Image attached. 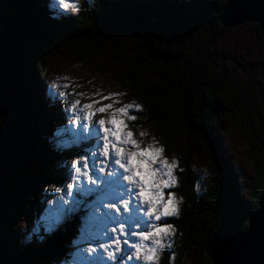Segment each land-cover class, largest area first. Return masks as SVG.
Segmentation results:
<instances>
[{
  "label": "trees",
  "instance_id": "trees-1",
  "mask_svg": "<svg viewBox=\"0 0 264 264\" xmlns=\"http://www.w3.org/2000/svg\"><path fill=\"white\" fill-rule=\"evenodd\" d=\"M89 1L67 16L53 12L46 0H0V35L11 43L20 89L10 112L0 115V264H67L72 258L75 230L82 225L79 212L55 224L54 232H44L36 217L41 188L62 184L65 157L87 145L63 147L68 102L42 94L49 91L43 51L67 47L110 53L126 67L121 79L144 108L131 122L138 139L149 142L138 133L150 125L165 153L177 155L182 171L174 191L182 203L180 215L167 218L175 228L173 248L160 264H171L173 255L176 264L186 259L213 264L216 237L244 230L264 191V126L253 119L256 86L226 82L212 70L210 49L228 31L220 21L227 0H193L191 5L182 0ZM252 26L262 39L258 26ZM126 43L130 50L120 49ZM165 54L173 61L164 62ZM260 90L264 100V87ZM223 116L237 119L251 137L254 180L247 198L236 193L220 139ZM194 145L205 150L216 170L202 189L193 167ZM18 223L32 227V236L18 232Z\"/></svg>",
  "mask_w": 264,
  "mask_h": 264
},
{
  "label": "rangeland",
  "instance_id": "rangeland-1",
  "mask_svg": "<svg viewBox=\"0 0 264 264\" xmlns=\"http://www.w3.org/2000/svg\"><path fill=\"white\" fill-rule=\"evenodd\" d=\"M46 1L49 7H53V12L68 16L77 14L83 3L88 0H65V3L69 5L67 8L61 6L60 0ZM90 1L92 2V0ZM182 2L191 5L193 0H182ZM73 5L75 6V10H73ZM252 25L253 24L247 23L239 27L228 28L222 40L218 41L210 49V56L215 61L212 63L213 72L223 75V79L226 82L236 80L241 83L256 86L257 114L253 119L256 125L264 126V100L259 94L261 93L260 89L264 87V39H260L256 36L255 29ZM130 48V44L126 43L120 49L130 50ZM43 56L45 64L44 79L49 89V91L46 89L42 90L44 96L48 95L51 98L62 99L67 102L70 99H79L81 103H85L91 99H98L99 97L95 95L97 91L101 95H107L110 92H119L126 93V95L113 98L119 100V103L115 105L116 107L128 102L139 103L133 94L132 86L121 79V76L126 71V67L115 62L110 53L101 54L100 52H88L77 50L73 47H67L47 49L43 51ZM131 56L136 57L137 55L133 52ZM64 77H67V79H64ZM53 84L56 85L55 89L52 87ZM66 84L69 85L67 88L64 87ZM60 91H66L69 93V96L61 98L58 95ZM75 93H84V96H77ZM104 102L112 103V100ZM67 111L68 113L65 114V116L68 115L69 120H67L68 117L64 118L65 124L63 126V131L68 136L67 140H64V148L72 144L76 146L79 145L80 142H84L80 138L82 129L81 124L76 121V114L73 113L69 106ZM96 118H98V116ZM130 129L136 134V138L138 139L136 130L132 128L131 122ZM139 129L140 131L147 132V136L143 137L144 139L150 138L147 144H151L155 141L159 146L163 147L159 135L152 126L144 125ZM55 134L58 136L60 133L55 131ZM219 135L226 151L225 156L229 162L231 176L237 187L235 189L237 191L236 193H238L241 198H247L252 195L251 189L254 180L252 153L250 151L251 137L249 131L246 129L244 130L237 119L223 116L222 123L219 127ZM86 146L87 145L82 147L78 146L76 156L67 155L65 157L66 162L64 165L66 168L64 170L65 176L63 183L55 187L51 186L49 189L47 187L41 188L42 193L38 197V203L41 204V207L39 208L40 213L36 217L44 225V232H54L55 224H61L79 212L80 224L82 225H80L81 227L79 229L77 228L75 230L76 244L72 258L67 264H86L84 256L81 255L80 247H78H87V244H83L86 233H91V238L93 240L100 239L101 242H103V237H96L94 234L98 223L93 213L96 197L92 195L91 192L84 191V186L87 185V181H84L82 184L80 179H71V176L75 175L74 170L71 168V164L77 159L78 155L83 154ZM192 153L193 167L198 174V187L202 189L205 187L208 177L216 174V170L202 147L194 145ZM164 156L169 160L175 158L178 161L176 153L167 155L164 152ZM89 162L91 163V158ZM96 166L97 169L101 166L99 157L96 160ZM108 170L111 171V168ZM93 175L95 176V172H93ZM69 182L73 183L75 186L72 193L67 189V184ZM172 191L175 193L174 189H172ZM175 195L177 199H181L178 193H175ZM17 230L21 232L22 235L25 234L27 238L32 236L30 232H34L32 227L27 228V225L23 223L17 224ZM35 233H37V229ZM174 234L168 241V243L172 245ZM125 239H128L130 243L135 242V238L133 237H125ZM92 246L95 247V243H93ZM100 252H103V250H100ZM100 252H98L97 255H99ZM163 254L160 256L159 264ZM172 257L171 264H176L177 260L175 256L173 255ZM188 262L189 259H186L184 264H189ZM111 264H115V262L113 261ZM120 264H139V262L134 258L130 260L125 257L120 261Z\"/></svg>",
  "mask_w": 264,
  "mask_h": 264
},
{
  "label": "snow or ice",
  "instance_id": "snow-or-ice-1",
  "mask_svg": "<svg viewBox=\"0 0 264 264\" xmlns=\"http://www.w3.org/2000/svg\"><path fill=\"white\" fill-rule=\"evenodd\" d=\"M60 3L64 8L69 7L65 0ZM52 87L55 89L56 85ZM58 95L64 98L69 93L60 91ZM75 95L83 97L84 93ZM95 95L99 98L85 103L79 99L68 101L76 121L81 124L80 138L87 142L83 154L71 164L75 172L71 179H80L82 184L87 181L84 191L96 197L93 213L98 223L94 234L103 237L101 242L86 233L83 244L87 247L78 246L81 255L86 264L113 261L120 264L125 257L134 258L139 264H159L160 256L173 247L168 241L174 228L167 218L180 215L182 200L177 199L172 189L179 187L177 172L182 170L175 158L169 160L164 156L162 146L155 141L144 144L130 129V122L137 121L143 105L128 102L116 107L119 100L113 98L126 93L101 95L97 91ZM107 100L112 103H105ZM138 135L143 138L147 132L141 131ZM98 157L101 166L97 169ZM74 188L73 183L67 184L70 193ZM125 237H133L135 242L130 243Z\"/></svg>",
  "mask_w": 264,
  "mask_h": 264
},
{
  "label": "water",
  "instance_id": "water-1",
  "mask_svg": "<svg viewBox=\"0 0 264 264\" xmlns=\"http://www.w3.org/2000/svg\"><path fill=\"white\" fill-rule=\"evenodd\" d=\"M220 21L226 28L256 24L264 39V0H227ZM162 59L164 62L173 61L166 54ZM19 90L11 43L0 36V115L10 112ZM210 257L213 264H264V191L258 198L257 208L249 214L247 227L233 234H219Z\"/></svg>",
  "mask_w": 264,
  "mask_h": 264
},
{
  "label": "bare ground",
  "instance_id": "bare-ground-1",
  "mask_svg": "<svg viewBox=\"0 0 264 264\" xmlns=\"http://www.w3.org/2000/svg\"><path fill=\"white\" fill-rule=\"evenodd\" d=\"M250 128V127H249ZM212 177V176H211ZM249 182V181H248Z\"/></svg>",
  "mask_w": 264,
  "mask_h": 264
}]
</instances>
